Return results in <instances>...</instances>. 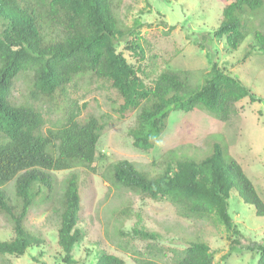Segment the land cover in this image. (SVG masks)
<instances>
[{
    "label": "trees",
    "instance_id": "obj_1",
    "mask_svg": "<svg viewBox=\"0 0 264 264\" xmlns=\"http://www.w3.org/2000/svg\"><path fill=\"white\" fill-rule=\"evenodd\" d=\"M226 2L214 38H224L229 49L236 50L244 39L243 13L264 0ZM136 27L127 31L121 28L114 0H0V212L8 214L14 233L12 239H0L3 258L6 254L22 256L43 244V238L26 226L27 216L38 199L50 200L55 194V171L79 167L66 178L58 227L62 262L79 263L74 250L83 233L81 184L95 170L106 125L103 117L90 115L81 121L72 111L58 127L45 130V117L38 107L16 105L12 100L14 81L20 73L33 72V99L55 96L65 101L68 86L82 74L106 81L120 97L117 112L121 116L136 113L129 134L133 146L144 151L155 147L173 111L189 112L201 106L227 121L235 103L244 97L260 100L264 107L263 96L217 61L201 84H196L189 70L167 67L145 80L140 75L142 69L129 62L116 44L127 35L126 48L144 55ZM255 41L252 49L257 45L264 50V35L256 32ZM166 162L162 173L152 175L128 159H117L110 164L111 179L117 186L137 190L145 197L168 198L184 218L214 217L228 232L237 234L224 258L249 250L258 255L256 264H264V241L243 244L244 236L237 232L229 214V198L230 192L236 191L246 204L255 207L258 216H264V199L230 153L224 137L199 161ZM12 180L15 199L4 188ZM125 209L122 215L134 214ZM136 216L133 236L153 241L162 237L142 223L139 213ZM187 243L181 250H172L173 264H212L214 251L209 242L198 237ZM153 249V244H148V255L135 257L137 264H167L154 256ZM158 251L165 254L162 248ZM88 264H125V260L100 249L97 259Z\"/></svg>",
    "mask_w": 264,
    "mask_h": 264
},
{
    "label": "rangeland",
    "instance_id": "obj_2",
    "mask_svg": "<svg viewBox=\"0 0 264 264\" xmlns=\"http://www.w3.org/2000/svg\"><path fill=\"white\" fill-rule=\"evenodd\" d=\"M226 1L229 0H114L121 28L127 31L139 26L136 29L139 28L144 55L126 48L127 35L117 39V47L138 70L142 69L140 75L145 80L167 67L189 70L196 84H201L212 63L217 61L222 67L233 68L232 72L253 92L264 97V50L257 45L252 49L256 44L255 33L264 35V2L243 13L244 39L236 50H231L224 38L215 39L213 33L223 20ZM32 78V71L17 76L12 100L16 105L38 107L45 117V130L58 127L72 111L81 121L97 115L106 123L98 145L95 170L81 184L80 227L83 233L74 250L78 264L94 262L100 249L123 257L125 264H137L135 257L148 255V244H153L158 260L173 264L172 250H181L188 241L198 237L210 243L214 251L212 264L257 263L258 255L249 250L223 257L237 234L228 232L214 217L184 218L166 197L152 199L137 190L117 186L111 179L110 164L117 159H128L139 169L157 175L165 170L167 160L199 161L209 156L214 142L224 137L230 153L242 164L264 199L262 101L244 97L235 103V111L227 121L218 119L201 106L189 112L173 111L155 147L144 151L133 146L129 134L136 113L121 116L117 112L120 97L106 81L89 73L78 75L68 86L66 100L61 101L55 96L33 99ZM75 168L55 171V194L50 200L38 199L27 216L26 226L43 238V244L27 250L22 256H0V264H64L58 243L60 208L66 178ZM4 188L15 199L14 180ZM125 208L134 214L122 215ZM136 213L148 229L161 234L159 240L132 235L138 220ZM229 214L237 225V232L244 236L243 244L264 241V216H258L255 207L246 204L234 190L230 192ZM13 236L12 221L8 214L0 212V239ZM158 248L164 249L165 254ZM134 251L140 253L134 254Z\"/></svg>",
    "mask_w": 264,
    "mask_h": 264
},
{
    "label": "crops",
    "instance_id": "obj_3",
    "mask_svg": "<svg viewBox=\"0 0 264 264\" xmlns=\"http://www.w3.org/2000/svg\"><path fill=\"white\" fill-rule=\"evenodd\" d=\"M230 71H233V68L229 69Z\"/></svg>",
    "mask_w": 264,
    "mask_h": 264
}]
</instances>
